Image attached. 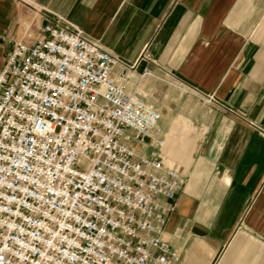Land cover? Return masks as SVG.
I'll use <instances>...</instances> for the list:
<instances>
[{
  "label": "built area",
  "instance_id": "obj_1",
  "mask_svg": "<svg viewBox=\"0 0 264 264\" xmlns=\"http://www.w3.org/2000/svg\"><path fill=\"white\" fill-rule=\"evenodd\" d=\"M45 11L0 70V264H178L161 110L127 90L136 63Z\"/></svg>",
  "mask_w": 264,
  "mask_h": 264
},
{
  "label": "crops",
  "instance_id": "obj_2",
  "mask_svg": "<svg viewBox=\"0 0 264 264\" xmlns=\"http://www.w3.org/2000/svg\"><path fill=\"white\" fill-rule=\"evenodd\" d=\"M35 9L136 63L126 88L187 178L162 234L178 264H264V0H0V70Z\"/></svg>",
  "mask_w": 264,
  "mask_h": 264
},
{
  "label": "rangeland",
  "instance_id": "obj_3",
  "mask_svg": "<svg viewBox=\"0 0 264 264\" xmlns=\"http://www.w3.org/2000/svg\"><path fill=\"white\" fill-rule=\"evenodd\" d=\"M166 113V110H163V114H165ZM162 121V119H160V121H159V123Z\"/></svg>",
  "mask_w": 264,
  "mask_h": 264
}]
</instances>
